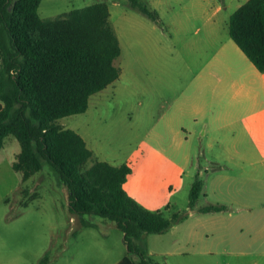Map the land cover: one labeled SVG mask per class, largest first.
<instances>
[{"label":"rangeland","instance_id":"1","mask_svg":"<svg viewBox=\"0 0 264 264\" xmlns=\"http://www.w3.org/2000/svg\"><path fill=\"white\" fill-rule=\"evenodd\" d=\"M141 1L158 11L163 25L132 9L128 0H42L39 14L44 19L107 3L122 48L115 60L122 72L114 84L93 94L86 112L58 123L81 136L85 133L94 160L129 163L133 168L129 182L150 210L169 217L173 211H187L168 231L144 235L153 262L264 264L262 184L249 177V167L240 175L244 162L223 160L224 132L217 124L176 118L178 104L160 101L182 97L188 91L190 72L210 51L199 40L207 25L198 12H211L225 2L216 18L227 29L229 17L245 0ZM175 28L182 31L171 41L165 34ZM173 64L170 75L162 73L172 70ZM172 92L175 96L169 98ZM18 151L20 144L12 136L0 149V264H40L46 253L47 264H115L129 254L116 223L86 215L95 226L84 227L81 218L70 213L67 190L47 162L23 183L22 174L12 167ZM218 171L236 176L237 184L232 177L224 181ZM197 174L204 181L198 206L224 204L231 211L190 209L189 194ZM246 188L252 192H245ZM168 205L171 209L165 210Z\"/></svg>","mask_w":264,"mask_h":264},{"label":"trees","instance_id":"2","mask_svg":"<svg viewBox=\"0 0 264 264\" xmlns=\"http://www.w3.org/2000/svg\"><path fill=\"white\" fill-rule=\"evenodd\" d=\"M128 1L133 9L161 23L159 13L146 3ZM41 2L0 0V149L7 136L17 139L20 152L12 167L22 174L23 183L47 162L67 190L70 213L79 216L84 227L95 226L86 215L116 223L129 253L118 264H156L144 235L168 231L187 211H173L169 217L132 198L124 189L132 173L126 163L95 161L85 169L93 152L76 131L58 123L86 112L90 97L119 78L115 60L121 47L108 4L96 2L44 19L39 14ZM229 34L264 72V0H247L235 10ZM203 188L197 174L189 194L190 209L229 210L224 204L197 207ZM48 262L46 253L40 264Z\"/></svg>","mask_w":264,"mask_h":264},{"label":"crops","instance_id":"3","mask_svg":"<svg viewBox=\"0 0 264 264\" xmlns=\"http://www.w3.org/2000/svg\"><path fill=\"white\" fill-rule=\"evenodd\" d=\"M246 1H240L243 3H239V7ZM224 3H217V8L211 12L206 9L198 12L205 18L204 26L207 25L199 40L210 51L203 61L195 65L193 71L187 77L186 89L188 91L182 97H176L173 95V92V96L168 94L169 98L175 96L172 102L161 98L160 101L165 104H178L175 108L176 118L177 116L180 119L189 117L191 118V122L194 123L217 124L218 128L224 132L223 139H220L221 145L223 147L226 146L224 148L226 152L224 153L225 157L223 160L227 162L232 160L235 164H238L236 163L237 161L244 162L245 169L240 167L242 169V171H239L240 175L243 176L244 173H247L246 167H249L251 169L249 177L252 176L255 182L258 181L260 185L262 184L261 190L264 191V72H260L257 69L230 37L229 26H226L227 29H225L218 23L216 17L225 9ZM160 24L163 25L162 20ZM149 28L154 29V27ZM224 29L227 31L228 36L223 32ZM164 30L166 31V29ZM199 30L200 28L197 29V32ZM181 31V28H175L165 35L173 41L176 34H179ZM174 64L172 70L170 69L162 73L170 75L171 71L173 72L174 70ZM115 66L119 68L121 74L122 65L119 67L115 62ZM160 96L166 98L164 94H160ZM10 136L12 135L5 138L4 147ZM83 136L86 137L85 133L81 137L86 142ZM86 145L89 148L87 142ZM90 150L93 152L92 149ZM95 161L101 160L91 158L88 163H91V166ZM126 164L130 165L129 163ZM222 168L223 170L227 169L225 165H222ZM218 173L224 175V181H228L229 177H232V181L238 180L236 176L226 174L224 171H218ZM257 174L263 178H258ZM249 181L250 178L246 182ZM234 183L237 184L235 181ZM133 185L132 183L130 184L128 177L124 184V189L132 198L143 205L144 203L138 200V198L142 200V197ZM244 191L248 193L252 192L251 188H246ZM143 206L146 207L145 205ZM197 207L201 206L197 204ZM228 211H231L230 208ZM120 261L115 264H118Z\"/></svg>","mask_w":264,"mask_h":264}]
</instances>
